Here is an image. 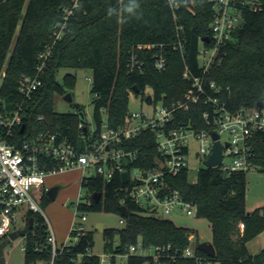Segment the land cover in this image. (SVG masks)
<instances>
[{
  "label": "trees",
  "instance_id": "obj_1",
  "mask_svg": "<svg viewBox=\"0 0 264 264\" xmlns=\"http://www.w3.org/2000/svg\"><path fill=\"white\" fill-rule=\"evenodd\" d=\"M175 1L176 9L170 7L168 0H138L139 7L128 13L129 0H0V106L8 113L20 108L24 125L22 133L15 131L7 141L20 143L37 134L50 133L81 152L98 140L103 119L111 129L123 124L130 96H140L142 102L148 95L145 89H149L153 99H162L165 105L181 99L189 88V82L182 78L185 66L201 79L205 94L229 111L254 108L258 102L264 105V0H239L242 4L236 6L240 23L206 72L199 66L197 49L201 38L211 35L213 0H191L193 13L185 8V0ZM65 10L72 13L65 16ZM176 34L183 41L182 56L170 46L176 41ZM144 44L153 47L139 51L137 46ZM158 53L166 63L160 73L153 67V55ZM132 54L142 62V73L129 71L127 64ZM44 55L45 60L41 58ZM42 62L40 86L24 98L18 93L19 82L33 77ZM61 69L91 70L92 132L78 105L73 112L53 111V96L71 92L75 83L70 74L58 83L56 75ZM209 82L216 91L208 88ZM205 111L211 113L212 107L201 101L192 104L187 111L176 114L174 125L208 129L201 116ZM154 138L145 130L116 145L134 152L135 158L122 164L120 172L115 170L108 182L96 174L81 177L80 186L90 195L89 205L78 204L76 210L113 213L124 222L121 229L101 231L108 263L115 264V257L119 256L125 257V264H264V247L254 255L246 250L248 240L264 228V210L250 212L244 206L247 171L227 175L217 168H201L192 183L187 171L165 179L168 189L192 203L196 217L209 223L215 252L210 259L195 249L191 258H184L182 253L191 243L190 232L129 199L132 170L150 169L159 158ZM249 148L250 165L264 172V132L250 140ZM54 167L55 161L47 162L46 169ZM95 193L100 194L97 202L91 197ZM47 201L42 196L41 205ZM123 206L125 212L121 214L119 209ZM29 218L33 220L31 228ZM24 223V264H99V257L89 254L91 232L85 231L75 242L56 248L52 256L44 218L27 212ZM138 242L145 249H162L159 260L128 253L129 246Z\"/></svg>",
  "mask_w": 264,
  "mask_h": 264
},
{
  "label": "built area",
  "instance_id": "obj_2",
  "mask_svg": "<svg viewBox=\"0 0 264 264\" xmlns=\"http://www.w3.org/2000/svg\"><path fill=\"white\" fill-rule=\"evenodd\" d=\"M168 2L171 8H177L175 0ZM238 3L242 4L239 0H213L211 35L208 42L200 41L197 49L198 63L203 72L208 70L219 49L231 40L233 29L240 23L239 10L236 6ZM252 9L255 10L253 7ZM64 13L67 16L72 12L65 10ZM58 36L59 33L55 34V39ZM176 36V41L170 46L172 50H178L182 56L183 41L179 39L178 34ZM152 47L153 45L144 44L138 45L137 49L142 51ZM45 57L46 55L41 56L43 60ZM142 65L136 54L130 55L127 64L129 71L142 73ZM43 66L42 62L36 67L33 77H24L19 82L18 93L24 98H29L40 86L39 76ZM165 66V58L161 53L153 55V67L156 72H163ZM182 78L189 82V88L181 99L165 105L162 99L154 100L152 95L148 94L151 103L147 105L144 101L141 102L150 108L148 112L128 111L123 124L116 129L108 128L103 119L98 140L83 147L81 152L64 138L50 133H40L20 143H9L7 138H12L15 131L19 130L22 115L20 108L8 113L0 106V240L12 230L15 222L25 220L27 212L43 215L37 203L45 196L46 176L70 169L93 168L92 175H100L108 182L115 170L120 172L123 170L122 164L135 158L134 152L124 151L115 146L122 141L135 138L145 130L150 131L155 137L154 146L160 155L150 169L132 170L130 179L133 184L128 190V197L135 205L149 208L156 215L159 212L167 216L176 211L186 216H196L195 206L183 201L177 191H170L165 179L174 177L181 171L188 173L185 158L190 154V148L194 144H197L194 158L199 161V169L205 168L204 161L210 157L213 145L210 132L218 135V142L222 146L220 163L214 168L227 175L252 170L249 161L251 156L249 142L257 133L264 132V105L260 108H239L229 111L223 104H218L216 99H211L205 94L201 79L194 77L186 66ZM207 86L216 91L212 82ZM200 101L212 107L211 113L205 111L201 115L202 119L207 121L208 129L195 130L189 125H174L177 113L187 111L190 105L198 104ZM156 103L159 104L157 108L154 107ZM222 134L227 136L226 140L221 139ZM48 161H55L57 167L46 169ZM86 196L88 199L84 204L89 205L90 195ZM80 220L84 221L85 217L80 216ZM239 227L243 228L241 225ZM84 232L81 223H72L68 238L75 242ZM47 238L54 256L56 247L51 231H48ZM188 239L192 242L191 235ZM192 250L189 245L182 256L191 258ZM161 251L162 249L158 247L145 249L139 242L128 248V253L150 256L154 262L159 260Z\"/></svg>",
  "mask_w": 264,
  "mask_h": 264
},
{
  "label": "rangeland",
  "instance_id": "obj_3",
  "mask_svg": "<svg viewBox=\"0 0 264 264\" xmlns=\"http://www.w3.org/2000/svg\"><path fill=\"white\" fill-rule=\"evenodd\" d=\"M65 74H70L75 77V83L71 91L73 103L68 104L63 96L55 94L53 96V111L56 113L73 112L74 106L78 105L82 108L84 119L88 123V130L92 132V106L91 101L93 96L89 93L91 83L90 69H61L58 70L56 80L61 82ZM145 94H150L149 89H145ZM156 103L154 107H158ZM149 107L141 103L140 96H130L128 103L129 112H148ZM227 136L222 134L221 139L226 140ZM197 149V144L192 145L190 154L186 156L188 181L195 182L197 170L200 167L199 161L194 158V150ZM94 173L93 168L70 169L54 175L46 176L44 179V186L48 189L50 187H58V192L55 200H48L46 203H37L42 211V217L47 225V230L52 232L56 238L55 247L60 248L61 245L70 244L68 236L72 223H81L84 230L91 232L92 245L89 254L99 257V264H106L109 262V257L103 253V239L102 233L97 228L100 225L102 230L105 229H121L124 227L123 220L116 214L94 211L76 210V204H84L88 197L85 187L80 186L81 177H88ZM245 198L244 206L247 211H254L255 209L264 210V172L258 169L248 170L245 173ZM84 216L85 220L81 221L80 216ZM161 218L172 221L175 225L183 227L190 232L192 236V243L196 240L199 242H206L210 238L209 223L201 217L186 216L173 211L167 216H163L158 212ZM21 224L19 220L15 222L14 227L18 228ZM22 238H17L10 243L5 249V262L7 264H24L23 250L21 244ZM264 247V228L252 237L246 243V250L249 254H257ZM115 264H125V257H115ZM200 264V263H196ZM203 264H216L212 261H206Z\"/></svg>",
  "mask_w": 264,
  "mask_h": 264
},
{
  "label": "water",
  "instance_id": "obj_4",
  "mask_svg": "<svg viewBox=\"0 0 264 264\" xmlns=\"http://www.w3.org/2000/svg\"><path fill=\"white\" fill-rule=\"evenodd\" d=\"M184 6L189 12H191V13L194 12V7H193L191 0H185ZM201 41L202 42H208V38L207 37L201 38ZM135 92L137 93V90ZM62 96H63V99L68 104L73 103L71 92H66ZM144 102L147 105L151 103V98L149 95H147L144 98ZM261 106H262V103H260V102L256 103V105H255L256 108H260ZM79 116L81 119L84 118L82 113H79ZM23 130H24V125L22 124L19 128V132L22 133ZM210 137L213 140L212 152L210 154V157H208V159L206 161H204V166H205V168H212L213 169L214 167L218 166L220 163L222 146L218 142L219 139H218V135L216 133L210 132ZM57 192H58V187H56V186L50 187L46 190L45 197L50 201L55 200ZM91 197L94 200V202H97L100 198V194L95 193V194H92ZM119 211L121 212V214H123L125 212L124 206L121 207L119 209ZM28 220H29L28 221V228H31L33 220H32V218H29ZM97 228L100 231H102V228L100 225H97ZM26 231H27L26 227L17 228L15 230L8 232L6 234V236L2 240H0V264H5V259H4L3 255H4V249L6 248V246L9 243H11L12 241H14L15 239L22 238L25 235ZM190 248H192L193 250L195 249L197 251L203 252L207 257H209V259L213 258L215 255L214 248H213L210 241L200 242V243L199 242L198 243L197 242H193V243L191 242Z\"/></svg>",
  "mask_w": 264,
  "mask_h": 264
},
{
  "label": "crops",
  "instance_id": "obj_5",
  "mask_svg": "<svg viewBox=\"0 0 264 264\" xmlns=\"http://www.w3.org/2000/svg\"><path fill=\"white\" fill-rule=\"evenodd\" d=\"M21 216V215H20ZM19 223L21 224L18 228H23V226L25 225V223H24V220H20L19 221ZM15 229H17L16 227H14V225H13V228H12V230H15ZM52 233V232H51ZM52 235H53V238H54V243L59 239V238H56L55 236H54V234L52 233ZM66 238H68V236L66 237ZM22 241H23V239H22ZM22 241H21V244H22ZM208 241H210V238H209V240ZM8 245H10V243L8 244ZM7 245V246H8ZM65 245V244H64ZM7 246H6V248H7ZM62 246V245H61ZM5 248V249H6ZM5 249H4V259L6 258L5 257V255H6V252H5ZM22 250H23V245H22ZM251 255H253V254H251ZM5 264H7V262H5ZM37 264H42V263H37Z\"/></svg>",
  "mask_w": 264,
  "mask_h": 264
},
{
  "label": "clouds",
  "instance_id": "obj_6",
  "mask_svg": "<svg viewBox=\"0 0 264 264\" xmlns=\"http://www.w3.org/2000/svg\"><path fill=\"white\" fill-rule=\"evenodd\" d=\"M138 7H139L138 0H129V3L126 7V11L128 13H133L135 9H137Z\"/></svg>",
  "mask_w": 264,
  "mask_h": 264
},
{
  "label": "flooded vegetation",
  "instance_id": "obj_7",
  "mask_svg": "<svg viewBox=\"0 0 264 264\" xmlns=\"http://www.w3.org/2000/svg\"><path fill=\"white\" fill-rule=\"evenodd\" d=\"M23 227H25V225H24ZM11 231H12V230H11Z\"/></svg>",
  "mask_w": 264,
  "mask_h": 264
}]
</instances>
